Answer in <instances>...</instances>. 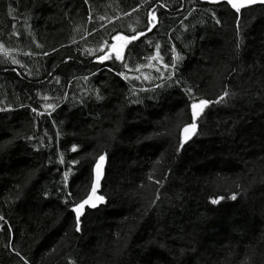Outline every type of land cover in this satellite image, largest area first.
Returning a JSON list of instances; mask_svg holds the SVG:
<instances>
[{
    "label": "trees",
    "instance_id": "obj_1",
    "mask_svg": "<svg viewBox=\"0 0 264 264\" xmlns=\"http://www.w3.org/2000/svg\"><path fill=\"white\" fill-rule=\"evenodd\" d=\"M0 216L1 264H264V5L0 0Z\"/></svg>",
    "mask_w": 264,
    "mask_h": 264
},
{
    "label": "snow or ice",
    "instance_id": "obj_2",
    "mask_svg": "<svg viewBox=\"0 0 264 264\" xmlns=\"http://www.w3.org/2000/svg\"><path fill=\"white\" fill-rule=\"evenodd\" d=\"M212 2H219V0H212ZM226 3L231 7V9H234L236 13H239L242 8H245L249 5H253L256 3H261L264 4V0H226ZM150 19L148 20V25H153L154 22L156 21V16L155 13H149ZM217 24L220 23L219 20L216 21ZM138 35H143L142 32L138 34H133L131 36H119L117 39L123 41V44L120 47H110L108 51H106L103 55H100L97 57L98 60L100 61H105L109 59H113V62L115 63L116 61H122L123 60V53L122 49L129 44L131 41H135L138 37ZM159 47V45H157ZM237 48H239V44H237ZM173 52V59H172V64L171 65H165V67H171L173 70L176 68V63L178 60L182 59L181 56H179L178 53H176L175 48L172 49ZM123 67H127V64H124ZM117 75L123 76L125 79H127V76L123 72H118ZM171 75V74H170ZM179 83V81H177ZM184 92L188 96V99L191 101L189 107L191 110V123H187L184 125L183 130H182V136H181V144H183L184 141L188 140L191 138V136L197 131V120L198 117L202 115L204 112L205 108L210 104L213 103L214 101L208 100L206 98H196L194 95V90L190 86H186L184 89ZM229 96V92L227 90H224L221 96L217 97V100L215 102H223L225 97ZM99 98V97H98ZM45 107L51 108L53 105L48 104ZM32 111L37 112V109L33 108ZM76 145L72 146V150H76ZM105 161V154H100L96 160L95 164L93 167V173L94 175L92 176L91 179V184H90V190L86 192L85 196L80 199L78 202H72L70 204V209L71 212L75 214V229L77 232H79L80 229V217L81 214L85 208V206H90L92 208L97 207L98 202L104 201L105 197L101 195H97V188L99 187L100 183V178H101V169L103 166V162ZM61 162L62 158H61ZM75 164L76 161H73ZM68 176H69V171H65L62 176V181L65 187L67 186L68 182ZM149 179L151 180L152 177L149 176ZM159 183V181H157ZM57 191H61V189H57ZM44 196L47 197L48 193L45 192ZM71 197V193L68 192L65 197L63 202L68 205L69 204V199ZM223 199V197H217L215 199H212V203L216 204L218 200ZM231 199H236L235 193L232 195ZM155 203V201H153ZM4 218L0 216V220H3ZM19 255V253H17ZM27 264V262H25Z\"/></svg>",
    "mask_w": 264,
    "mask_h": 264
},
{
    "label": "water",
    "instance_id": "obj_3",
    "mask_svg": "<svg viewBox=\"0 0 264 264\" xmlns=\"http://www.w3.org/2000/svg\"><path fill=\"white\" fill-rule=\"evenodd\" d=\"M198 1H200V2H202V3H207V4H219V3H225V4H227L226 3V0H219V2H212V0H198ZM228 5V4H227ZM255 5H264V4H261V3H256V4H253V5H249V6H247V7H245V8H248V7H252V6H255ZM229 6V5H228ZM242 9H244V8H242ZM234 10V9H233ZM151 28L152 27H150L149 28V30L147 31V32H149L150 30H151ZM145 33H143V35H144ZM140 36H142V35H138V37H140ZM104 170H105V161L103 162V166H102V169H101V178H100V183H99V187L97 188V195H100V189H101V183H102V180H103V177H104ZM94 175V173H93V170H92V176ZM103 202V201H102ZM102 202H98V204H97V207H95V208H92V207H90V206H85V208H84V210H83V212H82V214H81V216L83 215V213H84V211H85V209H90V210H94V209H97L101 204H102ZM1 264V263H0Z\"/></svg>",
    "mask_w": 264,
    "mask_h": 264
},
{
    "label": "rangeland",
    "instance_id": "obj_4",
    "mask_svg": "<svg viewBox=\"0 0 264 264\" xmlns=\"http://www.w3.org/2000/svg\"><path fill=\"white\" fill-rule=\"evenodd\" d=\"M122 44H123V41H119V43H117L116 45H114V47H120Z\"/></svg>",
    "mask_w": 264,
    "mask_h": 264
}]
</instances>
